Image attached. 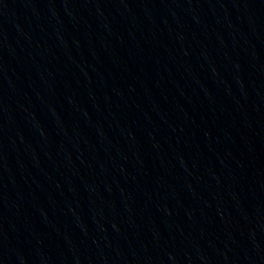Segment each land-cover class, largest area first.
<instances>
[{
    "label": "water",
    "instance_id": "95a60500",
    "mask_svg": "<svg viewBox=\"0 0 264 264\" xmlns=\"http://www.w3.org/2000/svg\"><path fill=\"white\" fill-rule=\"evenodd\" d=\"M0 264H264V0H0Z\"/></svg>",
    "mask_w": 264,
    "mask_h": 264
}]
</instances>
